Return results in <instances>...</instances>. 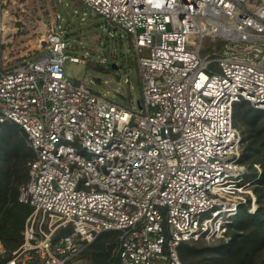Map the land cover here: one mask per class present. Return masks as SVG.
<instances>
[{
  "label": "built area",
  "instance_id": "built-area-1",
  "mask_svg": "<svg viewBox=\"0 0 264 264\" xmlns=\"http://www.w3.org/2000/svg\"><path fill=\"white\" fill-rule=\"evenodd\" d=\"M15 1L0 0V125L33 151L18 194L32 210L0 264H184L182 242L231 240L257 206L235 111L264 109V0H80L131 34L139 109L65 76L82 59L61 27L20 48Z\"/></svg>",
  "mask_w": 264,
  "mask_h": 264
},
{
  "label": "rangeland",
  "instance_id": "rangeland-1",
  "mask_svg": "<svg viewBox=\"0 0 264 264\" xmlns=\"http://www.w3.org/2000/svg\"><path fill=\"white\" fill-rule=\"evenodd\" d=\"M9 10L11 14L7 18L12 23L9 32L16 34L15 41L21 44L20 48H26V44L32 46L38 36L42 33L46 34L49 28L61 27L68 41L66 51L82 59L79 62L67 59L63 65L65 76L84 82L108 99L126 107L139 109L142 90L136 54L132 36L125 29L109 24L97 11L80 0H22L13 2ZM19 27L23 30H18ZM249 105L253 106L250 102ZM5 124L13 125V131L15 130L16 133L10 140L1 142L0 154L20 138L22 142L24 140L26 147L30 148L26 134L24 138L23 133L18 130L19 125L12 122ZM2 126L0 125V132L3 130ZM239 129L243 138L244 127L239 126ZM2 156L0 155V166L7 163ZM30 157L31 155L26 159L21 157L17 176L23 177L28 170ZM259 165L256 164L257 167ZM256 169L249 168L246 177L251 178ZM23 182L18 184V190ZM242 209L240 208L241 211ZM113 241H107L105 244L108 246ZM201 242L200 244L190 242V244L201 248L216 241L201 240Z\"/></svg>",
  "mask_w": 264,
  "mask_h": 264
},
{
  "label": "trees",
  "instance_id": "trees-1",
  "mask_svg": "<svg viewBox=\"0 0 264 264\" xmlns=\"http://www.w3.org/2000/svg\"><path fill=\"white\" fill-rule=\"evenodd\" d=\"M235 114L237 124L244 127L241 161L248 169L251 167L256 169L257 163L262 167L258 178L257 169L252 176L255 178L253 190L256 195V209L248 212L243 208L235 217L228 228L231 235L228 242L215 240V243L201 248L191 245L190 242H182L179 246V255L184 264H264V110L250 106L248 101L242 100L238 103ZM1 125L3 130L0 132V144L10 140L16 133L13 131V125L5 123ZM18 130L25 138L24 130L20 126ZM0 155L7 161L0 166V238L6 248L5 258L0 262H5L12 251L22 243L24 223L32 210L30 205L18 199V184L27 180L28 170L23 177H19L17 169L21 157L25 159L30 155L32 157L33 151L26 147L24 140L22 142L20 138L12 146L6 147L5 152ZM14 174L16 175L13 176ZM116 235V232L102 233L93 243L92 251L106 253L108 246L105 243L114 240ZM192 243L202 242L199 240Z\"/></svg>",
  "mask_w": 264,
  "mask_h": 264
}]
</instances>
